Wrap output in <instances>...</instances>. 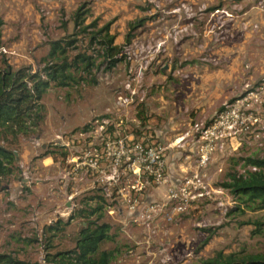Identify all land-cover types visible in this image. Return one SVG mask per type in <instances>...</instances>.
<instances>
[{
	"label": "rangeland",
	"instance_id": "obj_1",
	"mask_svg": "<svg viewBox=\"0 0 264 264\" xmlns=\"http://www.w3.org/2000/svg\"><path fill=\"white\" fill-rule=\"evenodd\" d=\"M82 6L86 24H110L123 60L94 69L90 85L52 86L43 121L26 135L0 128V145L18 153L0 186V254L46 264L93 221L110 225L114 240L101 249L116 251L112 264L263 256L253 222H264V210L238 212L221 186L250 169L245 159H264V0H0V69L40 70L60 39L78 40L71 55L98 63V46L74 34ZM184 182L185 210L166 221L168 189ZM151 206L154 220L135 222Z\"/></svg>",
	"mask_w": 264,
	"mask_h": 264
},
{
	"label": "trees",
	"instance_id": "obj_2",
	"mask_svg": "<svg viewBox=\"0 0 264 264\" xmlns=\"http://www.w3.org/2000/svg\"><path fill=\"white\" fill-rule=\"evenodd\" d=\"M89 10L82 6L73 14L74 34L88 37L89 43L98 46V58L86 52L71 55L78 40H53L49 42V50L43 58L44 65L40 70L32 72L29 67L17 70L9 66L0 69V128L13 134L26 135L32 128H37L44 119V106L41 103L46 92L52 87L68 88L72 85L94 82L92 71L106 64L112 70L123 59L119 46L114 45L115 37L110 34V24L97 28V21L86 24ZM4 22L0 19V42ZM127 42L129 40L127 39ZM90 78V80H87ZM45 156H51L46 152ZM15 152L0 145V186L2 180L13 174L17 167ZM245 167H250L244 174H229L228 180L222 184L237 202L236 210H264V159L247 158ZM93 199V198H91ZM102 208L97 206L86 216H94ZM81 213L84 210L80 211ZM61 221L59 224L61 225ZM63 224V223H62ZM63 224L62 226H65ZM253 234H264V222L254 221ZM60 231L58 227L47 228ZM62 229V228H61ZM110 225L90 221L81 229L75 247L71 250L48 254L46 264H112L116 251L102 250L104 242L113 241ZM206 239L203 245H206ZM0 264H36L21 261L8 254H0ZM200 264H264L263 256L224 255L217 252L214 257Z\"/></svg>",
	"mask_w": 264,
	"mask_h": 264
},
{
	"label": "built area",
	"instance_id": "obj_3",
	"mask_svg": "<svg viewBox=\"0 0 264 264\" xmlns=\"http://www.w3.org/2000/svg\"><path fill=\"white\" fill-rule=\"evenodd\" d=\"M134 149H135V147H133L131 149V151H134ZM209 153H210V151H202V154L200 155L199 165H203V166L206 165V163H207V161L209 159V157H208ZM145 154L148 155V156H151V160L152 161H154V158H156V159L159 158L157 155L152 153L150 149L146 150ZM89 155H90L89 153H85L84 154V158H87ZM105 155L107 156L108 154H105ZM95 156L97 157L98 155H95ZM115 156L116 157L111 160L112 161V166H113L114 162L117 164V162L119 161L120 153L117 152L115 154ZM135 162L136 161H135V158H134L133 166H134ZM156 163L158 164L159 162L157 161ZM95 165H97V160H95L91 164V166H95ZM145 168H146V170L151 171L150 170V165H146ZM132 172L135 175V169L134 168L132 169ZM110 179L112 180V177ZM160 179H161V175L157 174L156 175V180L160 181ZM190 183L191 182H184L178 189H172V188L168 189V202L173 203L174 204V208H173L172 215L168 216V219L165 218L166 221H171L174 218V216L182 214L184 212L185 206L183 204V200L181 199V197H184V192L186 191V189L189 188ZM131 189L135 190V186L132 185ZM157 209H158L157 206H151L146 211V213H143V214H141L139 216V218H136L135 222L139 221V222H142V224H150L151 221L154 220V217L156 215Z\"/></svg>",
	"mask_w": 264,
	"mask_h": 264
},
{
	"label": "crops",
	"instance_id": "obj_4",
	"mask_svg": "<svg viewBox=\"0 0 264 264\" xmlns=\"http://www.w3.org/2000/svg\"><path fill=\"white\" fill-rule=\"evenodd\" d=\"M12 151H14V150H12ZM14 152H15V154H18L16 151H14ZM23 158H24V156H21V160H23ZM43 160L44 161L42 163H43V165H45V167H50V165L53 164V159L51 157H46ZM24 161H26V160H24Z\"/></svg>",
	"mask_w": 264,
	"mask_h": 264
},
{
	"label": "water",
	"instance_id": "obj_5",
	"mask_svg": "<svg viewBox=\"0 0 264 264\" xmlns=\"http://www.w3.org/2000/svg\"><path fill=\"white\" fill-rule=\"evenodd\" d=\"M16 155V154H15ZM16 159H17V156H16Z\"/></svg>",
	"mask_w": 264,
	"mask_h": 264
}]
</instances>
